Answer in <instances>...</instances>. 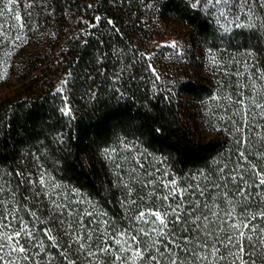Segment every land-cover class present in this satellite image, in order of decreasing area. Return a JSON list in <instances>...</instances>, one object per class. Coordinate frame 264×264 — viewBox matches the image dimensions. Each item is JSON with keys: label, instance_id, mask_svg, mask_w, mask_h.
Instances as JSON below:
<instances>
[{"label": "trees", "instance_id": "1", "mask_svg": "<svg viewBox=\"0 0 264 264\" xmlns=\"http://www.w3.org/2000/svg\"><path fill=\"white\" fill-rule=\"evenodd\" d=\"M192 2L158 0L154 7L162 19L185 26L178 41L184 51L178 54L177 47L168 55L172 49L159 45L162 37L149 21L153 0H20L25 27L17 34L26 42H17L5 55L0 37V79H6L0 84V183L17 167L27 165L31 171L35 154L58 181L79 188L98 211L119 221L123 193L113 187L100 148L121 139L136 142L163 156L181 179L207 171L214 161L235 159V140L250 135L241 124V133L234 132L233 116L214 100L224 87L206 71V54L209 48L229 54L251 51L255 69H264V33H224L202 8L192 9ZM140 53L151 57L140 58ZM170 59L195 65V72L176 75L181 65ZM121 70L123 79L116 87L123 86V100L109 87L111 75ZM69 72L68 79L74 80L66 92L71 120L57 110L62 98L54 94ZM57 132L65 136L61 145L52 143ZM21 192L27 195L23 186ZM250 243L257 253L255 264H264V239L257 236Z\"/></svg>", "mask_w": 264, "mask_h": 264}, {"label": "snow or ice", "instance_id": "2", "mask_svg": "<svg viewBox=\"0 0 264 264\" xmlns=\"http://www.w3.org/2000/svg\"><path fill=\"white\" fill-rule=\"evenodd\" d=\"M157 2L153 0V8ZM18 5L19 0H0V17L14 16L23 29ZM189 6L202 8L224 33L233 29H246L258 36L264 33V0H193ZM94 19L99 22L101 17ZM107 23L115 25L111 19ZM9 40L5 34L3 42ZM21 41L26 42L22 35L11 37L13 47ZM171 43L177 47L176 41ZM138 51L132 52L134 59ZM139 56L150 58L151 53ZM212 63H217L215 57ZM133 64L134 60L128 68ZM244 71L252 75L247 63ZM253 71L264 84V69ZM122 72L113 73L109 85L121 100L127 98L121 92L123 86L116 87L123 79ZM71 75L67 73L54 92L62 98L63 106L57 110L70 120L74 116L66 92L74 83L68 79ZM247 87L252 92L248 104L254 115L264 117V95L257 94L255 83ZM224 98L232 100L231 95ZM239 103L245 106V100ZM243 115L252 113L245 108ZM233 131L239 134L242 129ZM64 142V134L55 133L52 143ZM118 144L133 153L131 158L117 147L99 151L110 164L113 187L123 193L119 204L124 214L119 221L98 211L79 188L58 181L35 154L31 171L25 165L24 170L17 167L4 174L8 179L0 183V264H42L41 257L43 264H54L57 258L58 264H255L257 253L251 243L245 247V239L251 241V234L264 239V150H253L249 138L241 136L235 140V159L229 156L226 162L214 161L207 171L200 169L195 176L181 180L165 167H154L147 154H134L131 143L121 139ZM159 163L166 161L160 159ZM58 164L55 161L54 167ZM136 186L149 191L144 195L136 192L134 198Z\"/></svg>", "mask_w": 264, "mask_h": 264}, {"label": "rangeland", "instance_id": "3", "mask_svg": "<svg viewBox=\"0 0 264 264\" xmlns=\"http://www.w3.org/2000/svg\"><path fill=\"white\" fill-rule=\"evenodd\" d=\"M20 6V0L19 5ZM149 21L154 27L156 28V31L159 33V35L162 37V40H160L159 45H165L168 48H171V51H168V55L174 51V48L172 47V41L177 42L178 47V54L182 53L184 51V47L180 45V39L182 38V33L185 31V26L183 24H180L176 22L174 19L168 17L166 19H162L159 14L157 13L156 9L152 6L149 8L148 11ZM19 23L14 18V16L9 19L8 16L0 17V37L1 40V47L5 55L8 54L7 51L13 49L11 42V37H14L17 35V33L21 30L19 29ZM11 26V28H9ZM7 34L10 37V40L7 44L3 42V36ZM179 41V42H178ZM17 46V42L15 43V47ZM176 47V48H177ZM215 57L217 63H212V58ZM169 61H175L170 59ZM182 62L181 60H179ZM178 61V62H179ZM177 62V61H175ZM174 62V63H175ZM181 65L180 67L176 66L175 72L176 75H185L189 73L195 72V65L194 66H187L181 63H178ZM247 63L249 72L252 73L251 76L248 75L244 71V64ZM205 69L206 71L214 78L217 79V81H220L219 85H222L224 88L222 91L218 92L214 100L219 103V107L223 112H225L227 115H232V124L235 128H239L240 124L242 125V128L245 130L246 134H249V141L250 146L253 150L261 149L264 150V117L254 115L255 110L251 109V105L248 104V98L252 95L251 89L247 87V85L252 82L256 84L257 94L264 95V84L260 83V76L258 73L254 72L253 69H255V57L254 54L251 51H245L243 53H221L217 50H212L211 53L209 51L206 54V60H205ZM237 72L240 73V75H237ZM253 77H256L255 80H253ZM5 78L0 79V84H4V81H6ZM226 95H231L232 100L229 102L224 97ZM217 97H220V99H217ZM245 100V106H242L239 103V100ZM245 108L252 113V115H249L248 117H245L243 113L245 112ZM254 116V118H253ZM251 121V123H249ZM259 133V135H257ZM254 137H257L256 140H254ZM127 143H131L135 146V153L134 154H147L146 159L151 161L153 166L156 168L159 167H165L167 168L170 173L177 177L169 168L168 163L166 159L158 155L156 153L150 152L140 144L124 140ZM112 147H117L118 152H123L125 156H128L131 158L133 153H129L126 150L123 149V147L119 144H115ZM153 157L155 159L153 160ZM163 159L166 161L163 165L159 163V160ZM149 171H152L151 168L148 169ZM139 171V170H138ZM140 175L143 176L144 173L141 171ZM190 176H195V172L191 174ZM179 178V177H177ZM181 179V178H179ZM183 179V178H182ZM181 179V180H182ZM149 189L145 188L143 191L140 190L138 186L134 188V198L135 193L139 192L140 195H144L145 192H148ZM254 238L252 240L256 239L257 236L254 234ZM251 241H248L245 239V247L247 248L249 243ZM247 255V253H246Z\"/></svg>", "mask_w": 264, "mask_h": 264}]
</instances>
